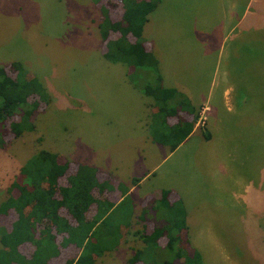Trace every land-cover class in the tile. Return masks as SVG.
Segmentation results:
<instances>
[{"label":"rangeland","instance_id":"1","mask_svg":"<svg viewBox=\"0 0 264 264\" xmlns=\"http://www.w3.org/2000/svg\"><path fill=\"white\" fill-rule=\"evenodd\" d=\"M234 1L240 8L241 0H161L148 15L145 39L165 50L174 78L193 84L189 92L194 100L209 95L203 106L209 108L206 119L199 124L211 138L204 141L198 130L130 195L126 203L134 208L130 225L122 229L117 247L96 257L94 264H128L134 249L143 245L134 231H149L154 223L150 214L154 210L149 207L154 196L148 198L146 192L165 185L182 191L196 206L197 214L189 215V230L183 236L189 239L187 251L197 249L203 264H264V114L259 111L264 100V62L255 55L247 65L242 51V43L252 40L247 38L251 28L264 31V8L257 17L243 13L242 27L232 30L230 15L225 18L224 11L230 14ZM108 6L111 18L119 19L121 3L110 0ZM101 17L100 7L91 0H0V63L13 75L10 64L20 62L26 73L37 75L50 96L32 116L35 131L13 137L4 125L0 203L8 197L20 167L40 149L56 152L71 167L87 162L107 169L122 154L128 160L139 159L137 151L127 150L128 143L136 140L122 145V138L131 131L132 138L142 134L136 125L141 111L121 77L123 72L116 71L118 63L103 56ZM154 74L137 72L127 82L141 89L155 82ZM154 119L160 121L156 115ZM163 152H151L148 166ZM213 153L220 166H212ZM100 177L110 180L106 174ZM116 181L111 180L114 186ZM101 196L120 198L115 189ZM143 208L148 219L138 218ZM14 218V213L0 217V226L9 228ZM165 240L160 238V245ZM20 248L27 254L32 251L29 243ZM75 253L71 247L61 248L49 264H63Z\"/></svg>","mask_w":264,"mask_h":264},{"label":"trees","instance_id":"2","mask_svg":"<svg viewBox=\"0 0 264 264\" xmlns=\"http://www.w3.org/2000/svg\"><path fill=\"white\" fill-rule=\"evenodd\" d=\"M91 1L102 13L98 28L105 40L103 56L110 62L131 66L132 81L137 72L155 73V82H147L141 88L154 99V115L160 119L156 121L158 128L152 132V139L173 151L191 133L199 115L183 93L162 86L159 62L143 38L148 15L160 0H118L122 13L117 20L109 14L110 0L105 5L101 0ZM246 3L243 2L244 7ZM247 38L252 40L242 41L244 63L249 65L255 55L264 62V31L251 28ZM10 66L13 75L0 66V148L5 143L2 130L6 125V132L13 137L35 131L32 116L41 104L50 101L36 75L26 73L18 61ZM259 111L264 114V100ZM179 112H188L192 118L186 120ZM175 116L177 122L168 125L167 118ZM203 133L206 139L210 138L207 130ZM98 171L97 167L83 162L71 167L68 160L62 161L56 152L48 149H40L26 159L8 187V197L0 203V217L15 215L9 228L0 226V264H49L60 255L61 248L67 247L76 253L63 264H94L96 257L117 247L122 229L130 225L134 208L126 204L130 198L128 186L117 181L114 186L111 174L102 172L110 180L102 179ZM138 181L139 178H133L132 184ZM114 189L119 191L121 199L101 196ZM171 193L162 189L160 197L149 203L154 210L150 213L153 226L149 231H134L143 245L134 249L128 264H203L197 249L187 251L189 239L183 236L188 232L186 210L180 198L169 199ZM147 215L143 208L138 218L148 219ZM162 237L166 238L164 245L159 243ZM24 243L31 244V253L21 250Z\"/></svg>","mask_w":264,"mask_h":264},{"label":"crops","instance_id":"3","mask_svg":"<svg viewBox=\"0 0 264 264\" xmlns=\"http://www.w3.org/2000/svg\"><path fill=\"white\" fill-rule=\"evenodd\" d=\"M223 1L226 2V0H223ZM160 2H161V0H160ZM159 3H158V5H159ZM252 3L254 4V11L253 10L251 11ZM158 5H157V7H158ZM263 5H264V0H249L246 3V6H245L246 9H244L243 2L241 0L240 8H236L238 6L235 4V1H234L233 3H231V6H230V8L233 7L232 8L233 11H230V14H228V15H227L226 11H224L226 14L225 18L228 19V16L230 15L229 20H230V22H232V26H233L232 30L234 29V27H237V26L241 28L244 16L247 15L249 18V17H253V16L254 17L260 16L259 13L263 14V8H264V7H262ZM235 9H237L236 13H235ZM243 13H244V16H243ZM148 27H149V20L145 23L144 28H143V38L144 39H145V35L147 33V30H148ZM225 29L227 30V27H225ZM145 41L149 44V48H147V49L152 51V53L155 55V57L157 58V60L159 62V67H160L159 71H160V74L162 77V80H161L162 86L167 87V88H174V89L178 90L179 92L183 93L189 99V101L191 102L195 111L198 112L199 117H198L197 121L194 123L191 133L173 151H170V148L168 145H164V144L155 142L152 139V132L154 131V129L158 128V124L156 123V121L154 119V113L156 112L154 99L151 96L146 95L140 88H138V87L136 88L137 85H135L131 82L132 81L131 75L133 72L131 66L129 67L126 63H123V62H110V61H108L110 63H118V65H117L118 69L116 71L123 72L121 74V77H123V79L127 83L128 87L133 91V92H130V94L135 96L136 108L139 111H141V114L139 116V119H138L136 125L142 131V134L139 133V135H135V138H132V136H131L132 131H131L129 134H127V136H124L122 138V145L126 144L127 140H136V141H132L131 143H128L127 150L137 151L139 159H137V160L129 159L128 160L125 157V155L122 154L121 156H118V162L116 164H113V165L107 164V167H108L107 169H101L98 166H95V167H97L100 170V171H98V175H100L101 172H105L106 174H111L112 178L116 179L117 182H122V183L125 182V184L129 188V191H128L129 196L132 195L136 189H140L144 185V182L147 181V179L149 180L152 176H154L156 174V171H157L159 164L163 163L165 160L170 158L171 155H173L178 150H180L184 145H186V143H188L190 141V139L195 135V133L198 130L200 132L201 138H203L204 141H209L211 138V134L209 131L208 132L210 134V138L206 139L204 137V133H202V132H204L206 129L205 130L203 129V131H201L202 130V128H200L201 124H199L201 122L200 117H201L202 108L206 104L207 100H209V95L202 96L201 98L194 100L192 94L189 92L190 91L189 87L193 86V84H191V85L188 84V86H187L185 84L187 82L184 81V79L179 80V79L174 78L175 75L171 74L172 71H174V70L168 69L169 68V61L165 57V55H167L165 50L163 48H161L160 46H158L156 43H151L147 39H145ZM161 59H163V61H161ZM162 64L165 67L164 72L161 71V69L163 67ZM2 65L3 64L0 63V66H2ZM116 71H114V72H116ZM128 77H130V80H131L130 82L132 83L131 87H130V82H127ZM185 90L188 91L190 96L187 93H185ZM228 91H229L228 89L223 91L222 98L225 97V95L227 94ZM132 109H133V107H132ZM183 117L186 120H190L192 118V115L188 112H184ZM172 118L171 117L167 118L168 119L167 120L168 125H172L173 123L177 122L176 121L177 117L175 120H172ZM162 151H165V153L163 152L164 155L160 156V158L158 159L159 161L157 160L148 166L149 162H147V160H146L147 156L149 154H151V152L157 154L158 152L161 153ZM213 156H215L216 163H213V161H212V166L213 167L220 166L221 161H220V158L216 157L217 153H213L211 155V157H213ZM142 157H144V159ZM91 163L92 162H90V164ZM120 166L124 168L123 171H120V169H119ZM140 169H142V170H140ZM136 177L139 178V181L137 182V184L134 185V184H132V179L136 178ZM165 186H167V187L164 188V186H162V188H159V187L154 186L152 188H148V191L146 192L147 194L145 196L149 198L150 194H152L154 196L153 198L156 199V198L160 197L162 189H169L172 192L169 195V199L172 201V200H176V199L180 198L184 204V207L186 210V222H187V226H188V230H189V223H190L189 215L193 214V213L197 214V209H195L196 206L193 203L191 204L189 202V200L187 199V197L183 196L182 191H179L178 189H176L174 187H172L170 189L169 185H165ZM233 195H235V194L233 193ZM120 199H121V197H120ZM193 224L195 225L196 221H194Z\"/></svg>","mask_w":264,"mask_h":264},{"label":"built area","instance_id":"4","mask_svg":"<svg viewBox=\"0 0 264 264\" xmlns=\"http://www.w3.org/2000/svg\"><path fill=\"white\" fill-rule=\"evenodd\" d=\"M205 109L206 110H208L209 108L208 107H204L203 109H202V112H201V117H200V121L202 122V119H203V121H205V119H206V115H205Z\"/></svg>","mask_w":264,"mask_h":264}]
</instances>
